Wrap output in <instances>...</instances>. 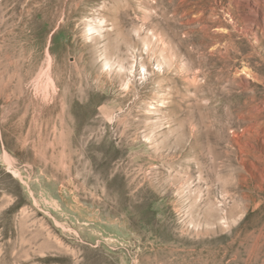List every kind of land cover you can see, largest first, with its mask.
I'll list each match as a JSON object with an SVG mask.
<instances>
[{
    "label": "rangeland",
    "instance_id": "374dc122",
    "mask_svg": "<svg viewBox=\"0 0 264 264\" xmlns=\"http://www.w3.org/2000/svg\"><path fill=\"white\" fill-rule=\"evenodd\" d=\"M0 264H264V0H0Z\"/></svg>",
    "mask_w": 264,
    "mask_h": 264
}]
</instances>
